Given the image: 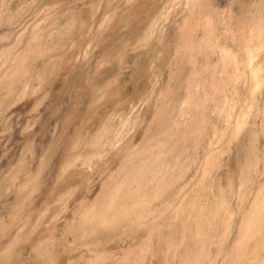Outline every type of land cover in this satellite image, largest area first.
Here are the masks:
<instances>
[{
    "label": "rangeland",
    "instance_id": "obj_1",
    "mask_svg": "<svg viewBox=\"0 0 264 264\" xmlns=\"http://www.w3.org/2000/svg\"><path fill=\"white\" fill-rule=\"evenodd\" d=\"M0 264H264V0H0Z\"/></svg>",
    "mask_w": 264,
    "mask_h": 264
},
{
    "label": "bare ground",
    "instance_id": "obj_2",
    "mask_svg": "<svg viewBox=\"0 0 264 264\" xmlns=\"http://www.w3.org/2000/svg\"><path fill=\"white\" fill-rule=\"evenodd\" d=\"M108 129H109V128H108ZM101 136H102V135H101ZM103 136H105V135H103ZM92 143H93V142H92ZM41 170H42V169H41ZM38 172H39V171H38ZM143 173H144V172H143ZM145 173H146V172H145ZM62 177H63V176H62ZM126 178H127V177H126ZM140 179H141V178H140ZM141 180H142V179H141ZM130 181H131V180H130ZM138 181H139V180H138ZM138 181H137V182H138ZM142 182H143V181H142ZM122 184H123V183H122ZM122 184H121V185H122ZM115 189H116V188H115ZM127 189H128V188H127ZM117 190H118V189H117ZM120 192H122V191H120ZM113 193H114V191H113ZM116 193H117V192H116ZM111 194H112V193H111ZM114 194H115V193H114ZM118 194H119V193H118ZM126 194H127V193H126ZM112 195H113V194H112ZM127 196H128V195H127ZM127 196H125V198H126ZM114 198H115V197H114ZM118 199H119V197H118ZM126 199H127V198H126ZM108 200H109V199H108ZM111 201H112V200H111ZM122 201H123V200H122ZM128 201H129V200H128ZM109 202H110V201H109ZM120 202H121V201H120ZM109 204H110V203H109ZM113 204H114V203H113ZM134 204H135V203H134ZM136 204H137V203H136ZM116 205H117V203H116ZM127 205H128V204H127ZM127 205H125V206L128 207ZM130 205H131V204H130ZM130 205H129V206H130ZM125 206H124V207H125ZM107 207H109V206L107 205ZM114 207H116V206H114ZM131 207H132V206H131ZM101 208H102V207H101ZM104 208H105V206H104ZM110 208H111V207H110ZM120 208H121V207H120ZM99 209H100V208H99ZM111 209H112V208H111ZM117 209H118V207H117ZM129 209H130V208H129ZM100 210H101V209H100ZM106 210H108V208H106ZM125 210H126V209H125ZM102 211H103V210H102ZM117 211H118V210H117ZM117 211H115V212L117 213ZM120 211H121V210H120ZM120 211H119V213H120ZM100 212H101V211H100ZM100 212H99V213H100ZM121 212H122V211H121ZM95 213H96V212H95ZM93 214H94V213H93ZM103 216H104V215H103ZM106 216H107V215H106ZM108 216H109V215H108ZM108 216H107L106 218H108ZM120 216H121V215H120ZM101 217H102V216H100V218H101ZM104 217H105V216H104ZM104 217H103V218H104ZM113 217H114V216H112V218H113ZM118 217H119V216H118ZM112 218H111V219H112ZM108 219H110V217H109ZM114 219H115V218H114ZM112 220H113V219H112ZM97 221H99V220H97ZM107 221H108V220H107ZM100 222H101V221H100ZM106 254H107V253H106ZM104 255H105V254H104ZM104 257H105V256H104ZM96 260H97V258L95 259V261H96ZM97 261H98V260H97Z\"/></svg>",
    "mask_w": 264,
    "mask_h": 264
}]
</instances>
